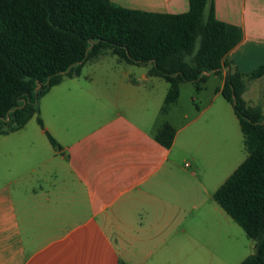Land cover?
I'll list each match as a JSON object with an SVG mask.
<instances>
[{"label":"crops","instance_id":"0c3cea01","mask_svg":"<svg viewBox=\"0 0 264 264\" xmlns=\"http://www.w3.org/2000/svg\"><path fill=\"white\" fill-rule=\"evenodd\" d=\"M110 1L156 13L189 9V0ZM213 5L216 19L241 30L229 69L249 74L264 64V0ZM108 54L39 99L43 127L34 115L0 135V264H240L254 243L213 198L246 157L221 94L228 67L206 74L216 85L201 84L195 114L176 126L169 117L183 82L162 113L168 82L114 54L142 70L105 67ZM242 97L264 110V75L247 80ZM165 122L176 131L169 148L155 139Z\"/></svg>","mask_w":264,"mask_h":264},{"label":"trees","instance_id":"16d2710c","mask_svg":"<svg viewBox=\"0 0 264 264\" xmlns=\"http://www.w3.org/2000/svg\"><path fill=\"white\" fill-rule=\"evenodd\" d=\"M241 35L239 27L216 19L213 0H189L180 14L110 0H0V135L23 128L34 115L43 127L39 99L106 53L146 65L149 75L168 82L162 113L177 101L181 82L199 90L204 72L220 74L228 67L221 94L238 118L246 157L213 198L254 243L240 264H264V110L242 97L246 81L264 75V64L249 74L229 69L227 54ZM175 132L165 122L155 139L169 148Z\"/></svg>","mask_w":264,"mask_h":264},{"label":"rangeland","instance_id":"374dc122","mask_svg":"<svg viewBox=\"0 0 264 264\" xmlns=\"http://www.w3.org/2000/svg\"><path fill=\"white\" fill-rule=\"evenodd\" d=\"M103 57H104L103 66L105 67L114 65V66H119L118 68L122 71L130 70L135 73H137L139 70H142V68L138 66H132V65H127L125 63L116 62L115 61L116 58L114 55L108 54ZM90 68H92L91 63L85 62V65L82 66L80 69L81 73L83 74L86 73V71L89 70ZM216 81L217 80L210 77L209 79H207V81L202 82L201 84L202 86L207 87L210 90L213 88L214 85H216L215 84ZM161 82L162 84H166L165 81H161ZM180 88H181V93L177 106L174 107L171 116L169 117L171 123H173L176 126L188 123L192 115L195 114V104H198L199 101V100H194V101L191 100L192 96L199 97V93L198 91H196L195 85L193 83L184 81L183 83L180 84ZM184 114H186V116H184ZM239 138H242L241 133H239ZM186 160L187 158H184L183 161Z\"/></svg>","mask_w":264,"mask_h":264},{"label":"water","instance_id":"95a60500","mask_svg":"<svg viewBox=\"0 0 264 264\" xmlns=\"http://www.w3.org/2000/svg\"><path fill=\"white\" fill-rule=\"evenodd\" d=\"M68 70H69V69H68ZM211 72H212V71H211ZM204 73L209 74L210 72H204ZM39 85H40V84H38L36 88H38ZM24 103H25V101H23V104H24Z\"/></svg>","mask_w":264,"mask_h":264}]
</instances>
